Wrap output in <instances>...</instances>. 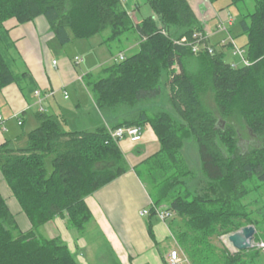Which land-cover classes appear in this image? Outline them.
<instances>
[{
    "label": "trees",
    "instance_id": "obj_1",
    "mask_svg": "<svg viewBox=\"0 0 264 264\" xmlns=\"http://www.w3.org/2000/svg\"><path fill=\"white\" fill-rule=\"evenodd\" d=\"M148 1L153 15L136 22L121 0H0V91L22 86L28 76L14 70L17 56L5 28L11 19L24 24L44 16L62 46L108 30V41L135 36L136 51L104 66L97 77L86 75L97 108L112 130L153 129L160 147L139 163V172L150 185L152 203L172 212L170 230L191 264H263L261 248L234 253L211 238L253 225L255 242H264V0H254L248 13L241 7L247 0H230L240 10L239 35L247 37L249 64L242 66L227 62L216 46L213 53L193 52L191 43L205 30L188 0ZM184 38L188 44L179 43ZM210 90L218 115L203 101ZM234 117L243 119L254 138L248 148L234 126L223 125ZM36 118L26 146L0 154L4 177L35 226L62 218L83 235L94 223L86 198L130 165L108 130L69 131L43 111ZM189 140L197 144L202 176L183 154ZM208 246L216 257L205 254ZM109 250L106 264H122L110 245ZM0 264L82 263L62 237L21 231L0 193Z\"/></svg>",
    "mask_w": 264,
    "mask_h": 264
},
{
    "label": "crops",
    "instance_id": "obj_2",
    "mask_svg": "<svg viewBox=\"0 0 264 264\" xmlns=\"http://www.w3.org/2000/svg\"><path fill=\"white\" fill-rule=\"evenodd\" d=\"M188 1L202 23L201 14L208 7L212 9L209 14L210 21L219 20L220 23L221 18H229L224 9L216 11L209 0ZM43 17L39 16L24 24L16 19L5 23L8 37L14 45L13 55L17 56L15 65H18L17 62L20 63L18 67L21 70L17 72H28V76L21 82L23 88L13 83L0 91V108H7L6 113L9 115L8 120H5L4 115L0 113L1 155L5 149L17 150L25 147L17 148L16 144L19 142L27 144V134L38 125V122L36 124L34 121L37 120L38 111L60 118L64 128L69 131L110 130L108 120L100 113L93 94L85 82L86 75L90 72L97 77L100 73L96 71L100 70L99 67L102 65L96 64L90 71L78 72L69 61L71 59H68L66 49L56 39L47 19ZM204 30L206 34H212L205 25ZM54 50L60 51L64 58L56 62ZM76 57L79 58L78 61ZM73 60L74 65L77 66L86 62L77 54L74 55ZM43 104L46 106L44 107ZM2 122L3 127H1ZM143 129V139L134 149L129 140L119 142L126 158L128 160L131 158L135 164L154 154L160 147V142L151 126L147 125ZM136 148L139 149V156L135 154ZM0 193L6 198L8 205L9 198H15L4 177L1 163ZM86 201L94 215L95 225L104 232L122 264H168L167 260L173 250L180 252L179 264H190L177 240L176 245L174 244L176 247L170 251L165 253L155 251L151 244L152 239L155 238L163 243L166 237L172 236V232L168 221L164 222L154 214L148 215L149 224L141 218L144 216L142 211L146 209L148 202L152 203V199L149 201L147 192L133 169L98 189L88 196ZM150 227L153 236L150 234ZM115 231L124 236L123 244ZM63 238L70 240L66 234ZM77 246L82 247L80 242Z\"/></svg>",
    "mask_w": 264,
    "mask_h": 264
},
{
    "label": "rangeland",
    "instance_id": "obj_3",
    "mask_svg": "<svg viewBox=\"0 0 264 264\" xmlns=\"http://www.w3.org/2000/svg\"><path fill=\"white\" fill-rule=\"evenodd\" d=\"M123 6L128 11L130 16L134 21L141 22L145 18L153 15V9L151 4L148 0H123ZM208 4V3H207ZM209 6V5H208ZM216 11L223 8L228 16L230 17L231 21L233 22L230 24L229 20L224 22L223 27L220 26L219 20H211L210 21V11L212 10L211 7L205 8L201 14V19L205 27L209 28L212 31V34H209L210 40L209 44L211 46H216L218 49L223 50L225 54V60L229 63H233V61L237 65H244L245 61L243 57H245L246 52V43L247 37L245 35L240 34V26L238 21L241 19L240 10L235 5H230V0H220L212 5ZM242 10L245 13L252 12L255 9V1L254 0H247L245 3L241 5ZM221 11V10H220ZM44 18V17H43ZM209 21V22H208ZM208 22V23H207ZM222 25V24H221ZM225 28V29H223ZM110 31H106L103 34H97L89 39H75L64 46L67 51V55L69 56V61L72 62V66L81 73V70L90 71L92 67L96 64H101L102 67H99L100 70L96 71V73H100L101 69L104 66H107L113 62H119V54L123 53L126 56L132 54L134 51L138 49V42L135 39V36L128 34L129 38L127 39L126 36L120 40L115 41H108L107 37L109 36ZM227 41V42H224ZM237 49L243 50V55L239 53H235ZM54 59L58 62L60 59L64 58V55L60 51H55ZM79 55V57L83 58L86 62L81 63L80 66L74 65L73 57L74 55ZM20 64V63H16ZM18 65L14 66V70L20 71V67ZM203 101L207 107H209L215 115H218V108L215 103L213 91H208L203 96ZM45 107L46 104H43ZM40 109V106H38ZM35 108V109H38ZM7 108H0V113H2L5 117V120H8L9 115L6 113ZM1 115V114H0ZM37 124V120L34 119ZM230 124L234 126L238 132L240 133V141L241 146L245 144L246 148L249 147L250 144L253 143V139L250 136V133L245 125V122L241 117H234L228 119L227 122L223 123ZM64 126V125H63ZM1 127H3V122L1 123ZM65 127V126H64ZM128 140V139H124ZM130 141V140H129ZM131 142V141H130ZM132 143V149H134L139 143ZM26 144L24 142H19L16 144L17 148L24 147ZM140 152L137 151L135 154L139 156ZM183 154L186 158V161L190 167V169L197 171L201 176L203 175L201 172V161L200 155L198 151L197 144L195 140H189L185 143L183 148ZM130 168L133 169L134 173L138 177L139 182L147 192V196L149 201L151 200L150 197V185L147 181L145 175L139 170L141 166L139 163L133 162L131 158L127 159ZM50 159L47 160V166H50ZM136 166V169H135ZM200 187L204 184V179H201ZM148 204V205H147ZM146 205V209H150L151 204L148 202ZM9 205L13 212L17 215L18 225L21 231H35L36 235L39 237L44 238H54V237H62V239L69 244L72 251L75 253L76 257L82 264H106L107 258L110 255L109 250V241L106 238V235L101 230L99 231L98 226L95 223H90L87 227V231L82 235L77 230L69 227L68 221L62 218H57L54 220L49 221L48 223L40 226H35L28 218L27 214L24 210H22L21 206L14 198H9ZM165 206V205H164ZM147 224H149V216L144 215L141 217ZM59 223L62 225L60 226ZM138 223V222H136ZM143 225L145 223L143 222ZM138 227V226H137ZM172 236H168L165 238L164 242H159L155 238L152 239L151 244L156 252L165 253L166 251H170L173 247H176V237L174 234V228ZM68 235L70 240H66L63 238L64 235ZM119 241L123 244L124 236L121 233H116ZM225 235L222 237H212L211 239L215 244H217L220 248H228L231 252H237L238 249L233 246V244L229 241V236ZM114 241L116 242L115 238ZM80 242L82 247L79 248L77 243ZM175 244V245H174ZM254 246H257L264 251V242L256 243L254 242ZM119 249L120 246L118 245ZM183 249V248H182ZM119 252V251H118ZM206 255L209 259L216 257L215 252L209 246L206 248L205 251ZM191 264V263H190ZM264 264V263H263Z\"/></svg>",
    "mask_w": 264,
    "mask_h": 264
},
{
    "label": "built area",
    "instance_id": "obj_4",
    "mask_svg": "<svg viewBox=\"0 0 264 264\" xmlns=\"http://www.w3.org/2000/svg\"><path fill=\"white\" fill-rule=\"evenodd\" d=\"M123 1V0H121ZM231 24L233 22V20L231 21L230 17L228 19H220V26L223 27L224 22L228 21ZM222 24V25H221ZM225 29V28H223ZM196 41L191 43V47L192 50L195 54H199L200 52L203 51H208L209 53H213L214 52V48L210 45L207 44L206 40H208L209 38V33H203V34H199L198 36L196 35ZM179 43H186V39H182ZM188 44V42L186 43ZM235 53H239L240 55H243V50L237 49V51H235ZM119 60H124L125 59V55L123 53L119 54ZM245 64H249V62L245 59V57H243ZM79 58L76 57V61H78ZM56 63V62H54ZM233 66H236L235 63H233ZM40 92H38L39 94ZM111 136L116 140V141H122L124 139H128L131 142L134 143H140L143 139V135H144V129L143 127L140 126H121L118 127L116 129H110L109 130ZM154 210L155 215L162 221L167 222L168 219L170 217L173 216L172 212H170L169 210H167L166 208H164L163 206H156L153 203L151 204L150 209H145L142 211V215H149L151 214V212ZM181 261V257H180V252L178 250H173L167 260L168 264H179Z\"/></svg>",
    "mask_w": 264,
    "mask_h": 264
},
{
    "label": "water",
    "instance_id": "obj_5",
    "mask_svg": "<svg viewBox=\"0 0 264 264\" xmlns=\"http://www.w3.org/2000/svg\"><path fill=\"white\" fill-rule=\"evenodd\" d=\"M255 235L256 228L253 225H248L234 233H231L228 237L233 246L241 251L254 247Z\"/></svg>",
    "mask_w": 264,
    "mask_h": 264
},
{
    "label": "flooded vegetation",
    "instance_id": "obj_6",
    "mask_svg": "<svg viewBox=\"0 0 264 264\" xmlns=\"http://www.w3.org/2000/svg\"><path fill=\"white\" fill-rule=\"evenodd\" d=\"M244 146H245V144H244Z\"/></svg>",
    "mask_w": 264,
    "mask_h": 264
}]
</instances>
